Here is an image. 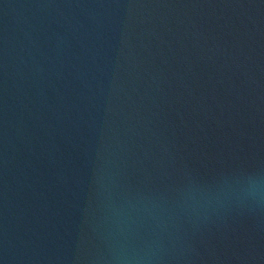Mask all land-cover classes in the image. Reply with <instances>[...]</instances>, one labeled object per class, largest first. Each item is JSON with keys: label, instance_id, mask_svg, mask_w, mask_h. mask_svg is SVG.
I'll return each mask as SVG.
<instances>
[{"label": "water", "instance_id": "95a60500", "mask_svg": "<svg viewBox=\"0 0 264 264\" xmlns=\"http://www.w3.org/2000/svg\"><path fill=\"white\" fill-rule=\"evenodd\" d=\"M0 264H264V0H0Z\"/></svg>", "mask_w": 264, "mask_h": 264}]
</instances>
